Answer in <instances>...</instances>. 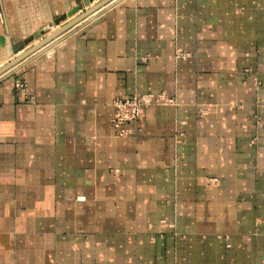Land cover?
<instances>
[{"label": "crops", "instance_id": "1", "mask_svg": "<svg viewBox=\"0 0 264 264\" xmlns=\"http://www.w3.org/2000/svg\"><path fill=\"white\" fill-rule=\"evenodd\" d=\"M100 1L0 0V67ZM40 52L0 78V264H264V0H120Z\"/></svg>", "mask_w": 264, "mask_h": 264}, {"label": "built area", "instance_id": "2", "mask_svg": "<svg viewBox=\"0 0 264 264\" xmlns=\"http://www.w3.org/2000/svg\"><path fill=\"white\" fill-rule=\"evenodd\" d=\"M14 88L24 93L25 84L21 80H16ZM171 103V99L159 94H135L129 98L118 99L113 101V115L110 119V124L115 130V133L119 137H124L129 134L127 126L137 120L142 110L145 107L156 104H168Z\"/></svg>", "mask_w": 264, "mask_h": 264}, {"label": "water", "instance_id": "3", "mask_svg": "<svg viewBox=\"0 0 264 264\" xmlns=\"http://www.w3.org/2000/svg\"><path fill=\"white\" fill-rule=\"evenodd\" d=\"M119 1L120 0H101L96 5H93L92 7L81 13L79 16L72 19L70 22L66 23L59 29L55 30L52 34L48 35L47 37H45L44 39L33 45L31 48H29L25 52L21 53L20 55L16 56L11 61L0 67V78L1 76L9 74L12 70H14V68H16V66L21 64L24 60H26L30 56H35L34 54H40L41 53L40 50H43L45 47L52 44V42H54L57 38H59L66 32H69L74 26H76L77 24H79L80 22H82L92 14L98 12L103 8L111 7L116 3H118ZM84 4L87 6L89 2L85 1ZM80 10H82V5L78 4L67 13V16L71 17ZM18 51L19 49L16 50V52Z\"/></svg>", "mask_w": 264, "mask_h": 264}, {"label": "bare ground", "instance_id": "4", "mask_svg": "<svg viewBox=\"0 0 264 264\" xmlns=\"http://www.w3.org/2000/svg\"><path fill=\"white\" fill-rule=\"evenodd\" d=\"M2 67V66H1Z\"/></svg>", "mask_w": 264, "mask_h": 264}]
</instances>
